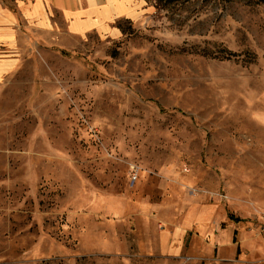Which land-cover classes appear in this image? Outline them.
<instances>
[{
    "label": "rangeland",
    "instance_id": "374dc122",
    "mask_svg": "<svg viewBox=\"0 0 264 264\" xmlns=\"http://www.w3.org/2000/svg\"><path fill=\"white\" fill-rule=\"evenodd\" d=\"M131 6L0 81V264H213L237 195L264 264V0Z\"/></svg>",
    "mask_w": 264,
    "mask_h": 264
},
{
    "label": "crops",
    "instance_id": "0c3cea01",
    "mask_svg": "<svg viewBox=\"0 0 264 264\" xmlns=\"http://www.w3.org/2000/svg\"><path fill=\"white\" fill-rule=\"evenodd\" d=\"M132 1L0 0V81L5 80L22 62L20 57L26 49L32 54L38 46L42 49L67 48L71 36H83L92 31L98 34L112 31L111 25L117 18L129 17ZM232 199L237 201L227 206L226 220L214 219L211 223L213 234H210L209 242L218 254L213 264L218 261V264L231 260L238 262L240 249L243 248L247 232L241 224L249 211L239 203L244 197L237 195ZM225 228H233L231 242L236 247V256L230 251H223L228 246L227 241L223 244L219 241ZM179 231L188 232L183 229Z\"/></svg>",
    "mask_w": 264,
    "mask_h": 264
},
{
    "label": "built area",
    "instance_id": "2783aa9c",
    "mask_svg": "<svg viewBox=\"0 0 264 264\" xmlns=\"http://www.w3.org/2000/svg\"><path fill=\"white\" fill-rule=\"evenodd\" d=\"M255 221L259 225L262 233H264V209L259 210L255 216Z\"/></svg>",
    "mask_w": 264,
    "mask_h": 264
},
{
    "label": "trees",
    "instance_id": "16d2710c",
    "mask_svg": "<svg viewBox=\"0 0 264 264\" xmlns=\"http://www.w3.org/2000/svg\"><path fill=\"white\" fill-rule=\"evenodd\" d=\"M14 12V11H13ZM15 13V12H14ZM62 53H65L64 51Z\"/></svg>",
    "mask_w": 264,
    "mask_h": 264
}]
</instances>
